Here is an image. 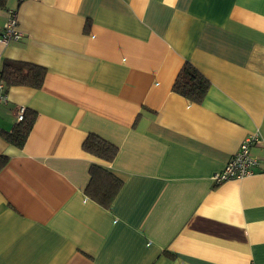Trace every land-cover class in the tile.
Instances as JSON below:
<instances>
[{"label": "crops", "instance_id": "crops-1", "mask_svg": "<svg viewBox=\"0 0 264 264\" xmlns=\"http://www.w3.org/2000/svg\"><path fill=\"white\" fill-rule=\"evenodd\" d=\"M9 9L22 36L0 39V71L46 74L0 102V264H264V0H7L0 32ZM185 62L200 103L172 90ZM249 134L254 173L215 185ZM91 164L121 180L109 207L85 193Z\"/></svg>", "mask_w": 264, "mask_h": 264}, {"label": "trees", "instance_id": "trees-1", "mask_svg": "<svg viewBox=\"0 0 264 264\" xmlns=\"http://www.w3.org/2000/svg\"><path fill=\"white\" fill-rule=\"evenodd\" d=\"M21 1V0H19ZM7 10V0H0V12ZM2 32V30H1ZM0 32V35H1ZM46 74V68L33 63L6 59L0 71V80L4 86H28L40 88ZM209 88L208 79L191 63L185 62L179 69L172 90L194 103H200ZM35 120V112L24 109L19 122L10 133H3L10 144L21 147L25 142ZM83 149L91 155L110 162L117 154V147L101 137L89 134L82 144ZM7 158L0 156V169ZM90 179L85 188L88 197L109 207L121 186V180L108 170L96 164L89 167Z\"/></svg>", "mask_w": 264, "mask_h": 264}, {"label": "built area", "instance_id": "built-area-1", "mask_svg": "<svg viewBox=\"0 0 264 264\" xmlns=\"http://www.w3.org/2000/svg\"><path fill=\"white\" fill-rule=\"evenodd\" d=\"M22 36L21 31L18 29V20L16 11L9 9L7 11V18L3 24L0 39L2 42L7 43L12 40H18ZM7 95L5 93L4 83L0 80V102H6ZM23 109L17 115L18 121L21 119ZM257 134L247 135L240 143L237 151L226 162L224 167L213 173L211 176L212 182L218 185L226 180L234 178H243L254 173L257 165L256 158L251 154L250 148L257 141Z\"/></svg>", "mask_w": 264, "mask_h": 264}]
</instances>
